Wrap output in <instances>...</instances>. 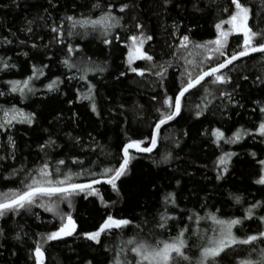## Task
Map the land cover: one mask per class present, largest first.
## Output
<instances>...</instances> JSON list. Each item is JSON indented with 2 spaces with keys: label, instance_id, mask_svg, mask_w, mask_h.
Here are the masks:
<instances>
[{
  "label": "snow or ice",
  "instance_id": "1",
  "mask_svg": "<svg viewBox=\"0 0 264 264\" xmlns=\"http://www.w3.org/2000/svg\"><path fill=\"white\" fill-rule=\"evenodd\" d=\"M12 3L17 8L20 7L19 0H12ZM155 3L158 5L156 12L158 16L166 15L173 7H181L178 0H155ZM47 4L48 7L40 5L46 15L40 16L39 19L52 21L49 31L54 35L44 47H50L53 42L64 46L66 56L61 63L70 72L75 70L79 75H66L64 79L59 75L54 79L47 76L49 82L44 84L43 89H38L34 82L47 75L45 69L50 70V64L42 66L33 64L31 74L27 78L3 81V84L7 85V91L0 90V97L12 96L15 99L13 94H17L20 98L19 102H23L29 99L30 94L35 95L39 91L59 92L61 84L78 80L84 83L87 91L81 92L77 88V98L89 101L90 111L100 117L101 112L95 100L98 95L97 87L89 79V73L104 72L106 68L96 65L90 57L73 61V55L82 52L83 49L66 41V36L83 38L92 33H97L105 46H113L115 42L127 49L124 71L119 73L117 80L127 77L129 73L141 78L154 75L158 78L161 91L154 90V94L150 97L155 118L149 124L148 134L143 138H136L125 132V140L117 145L119 158L116 164L110 162L109 166L97 171L84 167L85 162L78 157L71 159V163L80 168L75 172L67 167L65 159L57 160L53 166L51 161L45 158L32 169H26L23 164L17 168L8 163L18 159L16 156L18 144L12 134L13 129L17 125H27L31 128L37 124L39 114L35 111H25L16 103L9 106H6L7 102L0 104V135L6 137V143L0 144V149L4 153L0 154V168H11L8 175L0 176V183L19 185L8 188L7 191H0V221H3V224H0V241H4L0 243V261L4 264H19V251L23 249V264H46L45 245H51L52 242L66 243V238L78 236L88 242L86 248L100 246V254L105 257L104 264H264V199L254 200L244 209L241 216H229L223 212L222 207L208 211L207 201L200 205V208L205 210L203 215L198 210L185 209H180L179 215H173L171 213L179 208L180 195L171 191L165 193L162 200L158 197V208L151 215V219L145 216L143 220H139L134 213L129 214L121 208L116 212L105 211L104 216L91 230L79 231L80 225L72 212H64L60 208L61 204L66 203L69 209L74 210L73 201L76 197L87 200L90 196H94L103 202L104 198L97 185H109L117 196H120L122 189L127 186L122 197L124 203L127 205L138 202V196L143 194L149 184L154 185L155 180H149L147 183L141 181L135 173L133 161L144 154L158 151L162 129L170 127L173 122L179 123L180 120L187 119L184 113L188 97L203 92L202 103L196 104L193 112L195 120L202 123L201 118L207 119V115L212 111L211 97L226 99L228 105L232 104L238 86H233L231 91L228 90V86L234 84L231 73L237 71L238 63L244 64L246 60H255L259 57L260 63L264 64V26H262L264 0H260L259 4H255L253 0H226L224 6L217 5L220 17L213 25L214 38L205 41L194 39V28L188 27L181 31L182 25L174 22L169 31L171 40H166L165 46L169 49L168 54L176 61L175 65L173 60L158 62L159 58L155 52L145 48L149 42L154 41L155 33L148 32L146 23L140 20L138 15L133 16L135 31L126 35L123 40L119 33H115L116 29L125 27L122 24L125 20L124 14L139 7L134 0L120 3L118 8L111 0H106L104 4L100 0H95L91 4V9L99 10L100 14L96 17L81 13L79 16L72 14L53 18L49 9L57 8L58 0H47ZM0 7H8V5H0ZM192 7L196 12L202 11L195 3ZM33 23V20L27 21L28 26L22 31L30 36L34 31L31 27ZM8 31L12 37L19 39L16 32H12L10 28ZM13 42V39L7 35L3 37V44L11 45ZM19 44L27 45V40L19 39ZM30 47L38 49L39 45L32 43ZM24 55L27 56L28 53L25 52ZM11 59V57L6 59L0 57V72H8L16 68V64L10 63ZM48 59L51 61L52 58L48 57ZM140 62H144L149 67H142ZM173 67L180 70L178 76L176 72L169 71ZM248 79L247 75L243 76V80ZM256 80L260 85H264V77L257 76ZM53 99L58 98L53 97ZM67 103L72 104L73 101L69 100ZM256 103L259 105L260 117L259 122L253 125L254 130L237 129L228 136L222 127H210L200 134L206 136L216 148L221 149L223 144H238L245 137L253 139L259 137V143H264V102L256 101ZM236 104L240 108L244 107L239 101ZM120 107L123 108L124 105ZM137 107L143 108L142 105ZM59 111L62 113L63 110ZM61 118L62 116L54 117L56 120ZM70 119L73 122L77 121L79 114L73 112ZM44 131L48 132V129ZM66 134L74 143H80L79 137H73L71 133ZM189 135L188 130L183 131L185 138ZM58 147L60 145L57 144V140L52 138L51 132H48V139L40 144L39 151L47 157V150ZM175 148L183 150L178 138L175 140ZM248 155L251 160L237 159L235 163L253 165L254 171L250 176H254L255 179L251 182L259 186L258 191L264 192V158L258 157L256 151ZM238 156L237 152L223 151L217 157L214 165L216 181H224L230 176L233 157ZM178 158V155L174 157L172 151H168L160 160H154L153 164L159 167ZM187 175L191 176L192 173ZM180 184L181 181L177 180L176 187L179 188ZM159 192L160 189L157 188L153 194L158 195ZM229 196L236 205L245 202L241 195L230 193ZM116 203L118 201L104 203V208L106 210L115 208ZM34 208L52 213L58 218L59 223L54 225L52 230L32 235L25 231L26 225L18 222L15 229L7 227L10 220L18 216L22 217ZM247 221L252 223L248 224L247 231H244ZM149 224L152 227L146 233L145 228ZM128 232L132 235L126 239L122 238L119 245L113 247L104 245V238L110 236L115 238L117 234L127 236ZM172 232H175V235H172ZM9 233H12L10 239L15 244L11 246L6 257L4 250ZM33 236L37 238L33 239ZM158 236L164 238H157ZM16 245H19V249ZM79 264H99V262L95 256L92 258L81 256Z\"/></svg>",
  "mask_w": 264,
  "mask_h": 264
},
{
  "label": "trees",
  "instance_id": "2",
  "mask_svg": "<svg viewBox=\"0 0 264 264\" xmlns=\"http://www.w3.org/2000/svg\"><path fill=\"white\" fill-rule=\"evenodd\" d=\"M94 2L95 0H58L57 8H50L49 11L53 18L72 14L79 16L81 13L96 17L100 12L91 9V4ZM100 2L104 4L106 0H100ZM111 2L115 3L118 8L120 3L133 2V0H111ZM134 2L139 7L124 14L125 20L122 21V24L125 27L116 29L115 33H119L123 40L126 35L135 31L133 16L138 15L139 19L146 23L148 32L155 33L154 41L149 42L145 48L155 52L159 58L158 62L173 60L175 65L176 61L168 54L169 49L165 46V41L171 40L169 31L173 23L182 25L181 31L188 27L194 28V39L198 41L212 39L214 38L213 25L220 17L217 5L224 6L226 0H178L181 7H173L166 15L162 16L156 15L158 5L155 0H134ZM253 2L259 4L260 0H253ZM19 3L20 7L17 8L12 0H0V5H8V7H0V57L5 59L11 57L10 63L16 64V68L11 71L0 72V90L7 91V85L3 84L5 80L27 78L31 74L33 64L37 66L50 64V70L45 69L47 75L34 82L38 89H43L44 84L49 82L47 76L54 79L59 75L61 79H64L66 75H79L75 70L70 72L61 63L66 56L64 46L53 42L50 47H44L49 44L54 35L49 31L52 21L39 19L40 16L46 15L40 5L48 7L47 0H19ZM194 3L202 9L201 12L193 10ZM29 20L34 21L31 25L34 31L30 36L22 31L28 26L27 21ZM9 28L12 32H16L19 39H26L27 45H20L19 39L10 35ZM67 30L66 25L65 31L67 32ZM6 35L13 39V44L2 43L3 37ZM66 41L83 49L82 52L73 55V61L90 57L96 65L106 68L104 72L89 73V79L97 87L98 95L95 100L101 115L97 117L90 111L89 101L77 98V88L81 92L87 91L84 83L78 80L66 81L61 84L59 92L39 91L35 95L30 94L29 99L23 102H19L20 98L17 94H13L15 99L12 96L0 97V104L7 102L6 106H9L16 103L25 111H35L39 114L37 124L31 128L27 125H17L13 129L12 134L18 144L16 150L18 159L14 162L8 161V163L13 164L14 167L19 168L23 164L26 169H32L45 158L55 166L57 160L65 159L67 167L75 172L80 168L73 165L71 159L78 157L85 162L84 167L97 171L109 166L110 162L116 164L119 158L117 145L125 140V132L136 138H143L150 131L149 124L155 118L153 102L150 97L154 94V90L155 92L161 91L158 86V78L154 75H146L141 78L129 73L127 77L117 80L119 73L124 71L127 49L122 44L117 45L115 42L113 46H105L97 33L83 38L81 36H66ZM32 43L39 45V48H31ZM25 52L28 53L27 56L24 55ZM48 57L52 58L51 61ZM140 63L142 67H149L144 62ZM169 71L176 72L178 76L180 70L173 67ZM231 75L234 84L228 86V90L231 91L233 86H238L231 105H228L226 99L211 97L210 99L213 100L212 111L207 115V119L201 118V123L195 120L193 112L195 105L202 103L204 94L201 92L199 95L189 96L184 113L187 119L180 120L179 123L173 122L170 127L162 129L158 151L142 155L133 161L135 173L141 181L147 183L149 180H155L154 185L149 184L143 194L138 196L137 203L127 205L124 203L122 197L127 186L122 189L121 195L117 196L110 186L99 185L97 188L104 198L103 202L98 197L90 196L87 200L76 197L73 201L74 210L69 209L66 203L60 205L62 211H71L74 218L77 219L80 225L78 231L91 230L104 216L105 211L116 212L121 208L129 214L134 213L139 220H143L145 216L151 219V215L158 208V197L162 200L163 195L171 191L178 192L180 195L179 208L171 213L173 215H179L180 209L198 210L203 215L205 210L201 209L200 205L207 201L208 211L222 207L223 212L229 216H241L244 209L254 200L264 199V192L258 191L259 186L251 182L255 179L254 176H250L254 171L253 165L235 163L237 159L251 160L248 154L252 151H256L258 157L264 158V143H259V137L256 139L245 137L238 144H223L221 149L216 148L206 136L200 134L210 127H222L226 131V135L231 136L237 129L254 130L253 125L259 122V105L256 101L264 102V85H260L256 77H264V64L260 63L259 57L255 60H246L244 64L238 63L237 71ZM245 75L249 77L247 81L243 80ZM53 97L58 99H53ZM69 100L73 103H67ZM237 101L244 107H238ZM120 105H124V107L121 108ZM139 105H142L143 108L138 109ZM225 105L228 106L225 107ZM54 109L57 111L54 112ZM60 109L63 110L62 113L59 111ZM254 109L255 111H253ZM73 112L79 114V119L75 122L70 119ZM61 116L62 118L59 120L54 119V117ZM50 122L52 123L50 124ZM44 129H48V132L52 133V138L56 139L57 144L60 145L54 150H47V157L39 151L40 144L48 139V132H45ZM184 130L190 132L187 138L183 136ZM66 133H71L73 137H79L80 143H74ZM166 137L168 139H165ZM177 138L181 141L182 151L175 148ZM4 143H6V137L0 135V144ZM168 151H172L173 156L178 155L179 158L173 159L169 164H161L159 167L153 164L154 160H160L163 154ZM223 151L237 152L239 156L233 157L230 176L226 177L224 181H216L214 165L217 157ZM0 154H4L2 149H0ZM10 172L11 168H0V176L8 175ZM187 173H192V175L189 176ZM177 180L181 181L179 188L176 187ZM18 186V184L3 182L0 183V191H7L8 188ZM157 188L160 189V192L158 195L153 194ZM133 190H135V185H133ZM230 193L241 195L245 202L242 205H236L230 198ZM111 201H118V203L115 208L106 210L104 203ZM17 222L26 225L25 231L32 235L52 230L59 220L52 213L34 208L22 217L18 216L10 220L7 227L15 229ZM250 223L252 222L245 223L244 231H247V225ZM0 224H3V221H0ZM151 227L152 225L149 224L145 228V232L147 233ZM254 227L255 225H253ZM11 234L9 233V239L5 243L4 254L6 257L11 246L15 244L10 239ZM131 235L132 233L128 232L127 236L117 234L115 238L111 236L104 238V245L106 247L117 246L122 238L126 239ZM172 235H175V232H172ZM36 238L33 236V239ZM157 238L164 237L158 236ZM0 243H4V241H0ZM87 243L80 237L74 236L66 238V243L52 242L51 245H45L47 249L46 264H79L81 256L85 258L95 256L99 264H104L105 257L100 254V246L86 248ZM16 247L19 249V245ZM19 257V264H23V249H20ZM0 264H4V262L0 261Z\"/></svg>",
  "mask_w": 264,
  "mask_h": 264
},
{
  "label": "water",
  "instance_id": "3",
  "mask_svg": "<svg viewBox=\"0 0 264 264\" xmlns=\"http://www.w3.org/2000/svg\"><path fill=\"white\" fill-rule=\"evenodd\" d=\"M145 155V154H144ZM97 186H99V185H97ZM107 186H109V185H107Z\"/></svg>",
  "mask_w": 264,
  "mask_h": 264
}]
</instances>
